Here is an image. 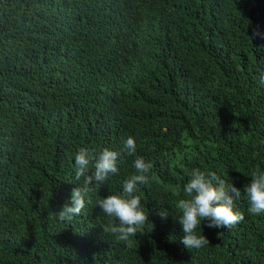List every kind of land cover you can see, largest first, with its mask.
Listing matches in <instances>:
<instances>
[{"label": "trees", "instance_id": "16d2710c", "mask_svg": "<svg viewBox=\"0 0 264 264\" xmlns=\"http://www.w3.org/2000/svg\"><path fill=\"white\" fill-rule=\"evenodd\" d=\"M262 74L264 0H0V264H264V213L243 191L264 172ZM82 148L119 152V172L60 221ZM137 157L150 223L129 244L103 232L98 201L123 194ZM194 168L241 190L244 220L203 221L209 244L189 250L176 203Z\"/></svg>", "mask_w": 264, "mask_h": 264}, {"label": "clouds", "instance_id": "9594fccd", "mask_svg": "<svg viewBox=\"0 0 264 264\" xmlns=\"http://www.w3.org/2000/svg\"><path fill=\"white\" fill-rule=\"evenodd\" d=\"M264 83V74L260 77ZM129 155L136 152V141L129 136L124 142ZM120 153L104 148L95 158L87 149H81L75 155V180L80 183L72 190L71 202L65 203L56 216L60 221L79 216L86 206V195L92 190L93 183L105 182L111 174H117ZM94 160V164H92ZM90 164L92 168L90 169ZM133 174L124 183L123 194H109L98 201L101 211L115 222L101 224L103 232L115 237L117 241L131 243L130 238L149 222V213L145 212L139 196L135 195L138 184L147 185L152 165L143 157H137ZM91 172V174H89ZM189 179L184 186V196L179 199L176 208L181 215L177 220L182 226L184 236L181 243L189 250L199 249L209 244L208 238L197 230L207 220L209 228H232L244 220V214L234 210V201L240 197L241 190L218 177L214 172L194 168L187 173ZM248 211L252 214L264 213V172L252 173L251 182L244 186ZM162 218L168 214L158 213Z\"/></svg>", "mask_w": 264, "mask_h": 264}]
</instances>
